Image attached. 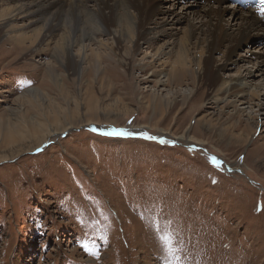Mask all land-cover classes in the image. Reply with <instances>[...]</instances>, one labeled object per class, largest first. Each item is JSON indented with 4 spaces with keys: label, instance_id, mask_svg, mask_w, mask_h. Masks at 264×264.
Listing matches in <instances>:
<instances>
[{
    "label": "rangeland",
    "instance_id": "obj_1",
    "mask_svg": "<svg viewBox=\"0 0 264 264\" xmlns=\"http://www.w3.org/2000/svg\"><path fill=\"white\" fill-rule=\"evenodd\" d=\"M158 2L199 25L201 2ZM183 6L193 11L184 15ZM239 6L225 0L219 7H238V18L261 13ZM161 13L153 17L156 27L176 34L171 41L181 38L186 21L168 28L164 21L172 17ZM222 18L232 31L241 23L228 12ZM255 35L219 79L250 69L249 85L264 82L256 71L264 72V29ZM4 39L0 264H264V108L258 116L256 101L247 98L236 109L212 104L208 97L219 94L196 89L195 67L189 78L168 83L160 74L171 68L166 57L155 62L141 45L124 65L129 45L117 50L104 34L88 45L86 62L73 48L75 73L54 59V40L32 54L29 44L13 52ZM222 56L213 54L214 65ZM119 131L131 133L108 134Z\"/></svg>",
    "mask_w": 264,
    "mask_h": 264
},
{
    "label": "bare ground",
    "instance_id": "obj_2",
    "mask_svg": "<svg viewBox=\"0 0 264 264\" xmlns=\"http://www.w3.org/2000/svg\"><path fill=\"white\" fill-rule=\"evenodd\" d=\"M89 1H92L93 8L88 6ZM223 1L225 0H193L194 5H198L197 3L200 2L203 4V7L200 8L201 21L199 25H196L187 23L185 16L179 17L169 9L162 11L159 9L158 0H0V38L5 37V42L13 43L15 49L13 52L23 51L26 49L24 44H29V47L34 50V52L32 50V54H39L44 49H49V46H52V42L55 41L52 48L54 59L61 62L64 68L72 73L78 71L76 70L78 65L72 55L73 48L78 47L80 60H86L87 47L91 42L95 43L96 35L108 36L112 46L117 50L129 45L128 54L122 60L124 65L128 64L125 61L128 59L127 57L133 60L136 54L141 53L140 46L144 45L152 53L151 58L154 57V61L158 62L159 58L166 57V63H172V65L169 63L171 68L167 73H160L166 77L168 83L173 82L177 77L189 78L188 76H191L190 67L193 66L196 69V71L194 69L196 89L205 86L218 92L219 97H208L212 104L225 101L229 107L236 109L237 103L243 105L245 99L252 98L256 101L253 103V107L256 108V112L260 113L258 116L263 115L261 110L264 105L260 100L264 98V82L252 85L253 70L246 69L244 74L238 73L236 77L227 81L219 79L218 76L220 71L237 63L232 60V57L239 46L260 38L255 33L264 29V15L261 13L255 15L253 12L246 11L239 15L241 23L237 29L232 31L222 24V17L224 13L228 12L230 17L238 18V15L235 14L238 7L236 9L221 8L219 6ZM233 3L237 2L233 0ZM237 5L239 4L237 3ZM174 6L171 3L170 7L174 8ZM191 6L181 7L186 10L182 14L187 15L189 11L192 12ZM160 12H162L161 15L172 17L170 20L165 19L164 21L165 25H169L168 28L186 21L185 30L180 32L181 38L171 41V37L176 34L168 33V29L156 27L153 17ZM18 21L22 24L17 25ZM59 31L61 33L57 34L58 38L56 37L57 39L54 40V36H57L55 32ZM165 37L168 38L165 46L153 50V45L160 38ZM191 39H195V41L192 42ZM262 40L264 41V39ZM215 52H223L222 62L216 65L213 63ZM98 58L100 61L104 60L100 56ZM148 65V63H143L140 67L145 68ZM46 67L47 73L51 74L49 66ZM90 67L88 74L93 72L92 66ZM256 71L264 73L260 68H257ZM249 79L251 85L248 84ZM259 88L261 89L259 90ZM31 91L34 89L29 92ZM248 104L250 105V103ZM247 118L251 119L252 116L247 115ZM65 131L59 132V135ZM54 134L49 132L47 135L53 136ZM184 135L177 137L178 140L185 141ZM46 139L47 136H42L37 146H40ZM187 142H191V140Z\"/></svg>",
    "mask_w": 264,
    "mask_h": 264
},
{
    "label": "snow or ice",
    "instance_id": "obj_3",
    "mask_svg": "<svg viewBox=\"0 0 264 264\" xmlns=\"http://www.w3.org/2000/svg\"><path fill=\"white\" fill-rule=\"evenodd\" d=\"M261 4H262V9H261V14L264 15V0H261ZM109 135H123V136H127L130 135V133H126V132H115V133H108ZM147 139H154V137L151 136H146ZM163 142V141H162ZM217 164H219V161H216Z\"/></svg>",
    "mask_w": 264,
    "mask_h": 264
},
{
    "label": "water",
    "instance_id": "obj_4",
    "mask_svg": "<svg viewBox=\"0 0 264 264\" xmlns=\"http://www.w3.org/2000/svg\"><path fill=\"white\" fill-rule=\"evenodd\" d=\"M112 136H123V135H114V134H113ZM127 136H130V135H127Z\"/></svg>",
    "mask_w": 264,
    "mask_h": 264
}]
</instances>
